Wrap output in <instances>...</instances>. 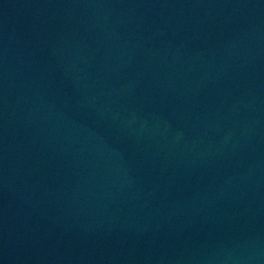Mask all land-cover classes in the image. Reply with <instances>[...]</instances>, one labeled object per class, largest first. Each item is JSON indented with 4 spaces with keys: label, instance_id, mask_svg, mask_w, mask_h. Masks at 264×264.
Wrapping results in <instances>:
<instances>
[{
    "label": "water",
    "instance_id": "water-1",
    "mask_svg": "<svg viewBox=\"0 0 264 264\" xmlns=\"http://www.w3.org/2000/svg\"><path fill=\"white\" fill-rule=\"evenodd\" d=\"M0 264H264V0H0Z\"/></svg>",
    "mask_w": 264,
    "mask_h": 264
}]
</instances>
